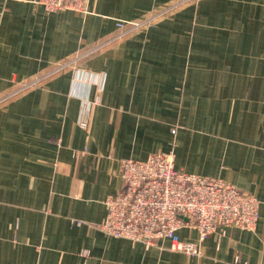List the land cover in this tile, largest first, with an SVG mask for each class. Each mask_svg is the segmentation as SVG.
Returning <instances> with one entry per match:
<instances>
[{"label":"crops","instance_id":"crops-1","mask_svg":"<svg viewBox=\"0 0 264 264\" xmlns=\"http://www.w3.org/2000/svg\"><path fill=\"white\" fill-rule=\"evenodd\" d=\"M175 1L0 0V264H264V0L187 2L112 40ZM160 151L255 195V228L184 225L198 255L104 233L121 161Z\"/></svg>","mask_w":264,"mask_h":264},{"label":"built area","instance_id":"built-area-1","mask_svg":"<svg viewBox=\"0 0 264 264\" xmlns=\"http://www.w3.org/2000/svg\"><path fill=\"white\" fill-rule=\"evenodd\" d=\"M38 1L48 12L66 9L85 13L90 0ZM194 1L177 0L142 19L119 20V33L112 40L147 29L178 6ZM76 61L77 58L61 65L55 72ZM49 75L20 84L13 94L37 87ZM7 98L2 97L0 103ZM119 173L123 188L106 198L107 214L99 224L109 236L143 242L148 247L168 239L170 249L198 255L199 244L178 235L184 225L194 226L201 242L219 229L232 226L250 230L257 224L260 202L255 195L223 178L178 169L172 151L155 152L145 160L123 159Z\"/></svg>","mask_w":264,"mask_h":264}]
</instances>
